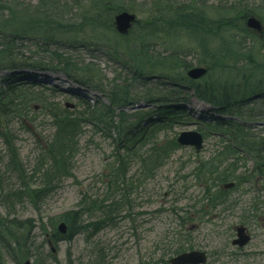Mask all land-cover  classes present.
<instances>
[{
    "label": "rangeland",
    "instance_id": "374dc122",
    "mask_svg": "<svg viewBox=\"0 0 264 264\" xmlns=\"http://www.w3.org/2000/svg\"><path fill=\"white\" fill-rule=\"evenodd\" d=\"M155 0H122V5L132 6L137 9V17L141 22L155 18L152 12L155 7L151 5ZM174 4L207 3L216 6L219 0H169ZM25 7L31 5V0L21 1ZM63 5L64 10L61 21L64 32L61 40L57 38V31L44 25L43 36L38 39H29L18 43L14 48V58L22 63H42L51 65L52 53L64 54L69 58L70 75L65 72L48 71L40 69L21 68L18 71H0V80L12 74L21 75L22 83L35 84L32 92L41 95L45 105L51 109L67 108L73 117L83 112L85 107H109L110 93L114 86L128 91L127 103L113 108L115 113L114 127L98 128L84 126L77 139V154L74 157V177L64 180L57 191L52 194L41 207L40 212L31 206L23 205L18 208V217L34 219L36 228L32 237L37 246H40L46 236L40 226V220L48 223L50 219H58L70 211L80 210L79 204L83 196L88 195L92 200H104L106 205L119 201L122 190H109L112 171L116 167V155L122 157L126 152L118 146H123L125 140L130 142L131 137L126 136L118 127L120 115L127 119V129L132 128L133 139L137 144L130 155L128 178L130 179L128 193L130 194L133 211L127 218L128 212L120 209L115 224L104 228L92 235V230L77 233L71 240H62L56 245L55 259L49 256L50 246L44 245L42 264H155L165 250H175L184 246L185 251L200 250L209 255L208 264H264V228L254 222L247 228L252 236L251 243L237 255L232 242L236 237L235 227L242 224L243 215H248V210L255 202L263 207L264 184L261 182H246L233 191H229L231 198L228 204L213 209L208 205V188L210 195L221 189L216 178L227 168L234 165L236 176L248 178L255 165L256 158L262 157L260 149H239L233 154L226 153V160L221 156L225 154V147L233 143L232 132L227 131L223 122H233L240 125V131L246 136L247 143L264 142V97L243 106L229 109L226 114H221L216 108L200 104L196 101L193 87L187 82L186 70L182 64L197 67L200 62L199 50L196 44L202 43L198 34L186 39L185 33L171 35V44L165 41L168 34L165 24L155 22L158 32L156 39L145 41V52L150 54L152 65L165 62L169 57H177L176 70L172 73L160 71L157 68L146 76L145 80H133L134 69L131 57L127 50L120 48L124 44L134 45L140 50L142 35L137 29L131 41L120 39L106 31L105 39L111 42L97 41V33L92 31L93 26L83 28L81 19L83 11L90 4L89 0H56ZM249 4H251L249 2ZM115 5H120L115 2ZM84 6V9H77ZM28 9V8H27ZM26 9V10H27ZM152 14V15H151ZM157 14V11H156ZM78 16V17H79ZM73 18V22L71 21ZM264 24V15L258 16ZM79 19V20H78ZM74 25V28L71 26ZM91 25V22L89 23ZM76 26V27H75ZM90 27V28H89ZM58 41V44L48 43ZM165 38V39H163ZM242 38V36L240 37ZM107 39V40H108ZM242 40V39H241ZM118 48V49H116ZM168 59L167 62H174ZM56 64V63H55ZM56 66V65H55ZM86 66H91L88 75H84ZM59 70H62L61 67ZM133 70V71H132ZM86 72V71H85ZM74 79L73 81L68 77ZM90 80L93 82L91 83ZM28 80V81H27ZM226 78L220 72H213L195 84H211L218 81L223 85ZM85 82H89L84 86ZM192 82V81H191ZM98 87V88H97ZM69 88L73 92L68 91ZM41 93V94H39ZM218 94V93H217ZM219 95V94H218ZM165 106L170 113H176L177 120L171 129L158 134H151V127L147 125L150 118L158 116V109ZM193 107V108H192ZM199 110H195L194 108ZM50 109V110H51ZM231 110V111H230ZM49 110H44L36 103L33 110L28 113L26 122L21 124L14 120L11 124L12 132L16 139V147L21 155L28 173H32L36 159L41 154L42 148L53 137L55 129L51 125ZM140 125L139 129L133 127ZM223 127V128H221ZM124 128V127H123ZM184 132H200L204 135V149L196 154L193 148L176 147L169 156L161 161L153 159L156 148H167L168 144L176 141ZM152 137V138H151ZM0 141V154L4 156L5 147ZM129 144V143H128ZM133 143L130 142V145ZM236 151V150H235ZM231 155V157H229ZM258 156V157H257ZM144 160L150 169L147 177L142 178ZM240 160V161H239ZM222 163V166H220ZM214 166L217 169L214 175H205V166ZM2 166V164H1ZM207 168V167H206ZM220 179V177H219ZM216 180V181H215ZM116 197V198H115ZM238 202L232 209L229 204ZM230 205V206H231ZM101 215L91 217L84 215L82 225H87L94 220H100ZM48 236L52 228H48ZM58 231V227H56ZM37 254L35 250L34 255ZM32 264H37L35 258ZM6 264H17L14 258L6 256Z\"/></svg>",
    "mask_w": 264,
    "mask_h": 264
},
{
    "label": "trees",
    "instance_id": "16d2710c",
    "mask_svg": "<svg viewBox=\"0 0 264 264\" xmlns=\"http://www.w3.org/2000/svg\"><path fill=\"white\" fill-rule=\"evenodd\" d=\"M21 1L0 0V71L13 72L25 68L63 71L66 75H70L71 71L79 70L73 67L74 70L71 69L70 71V65L66 62L69 58L56 52L52 53L53 64L51 65L42 63L21 64L14 58L15 46L29 39L41 38L44 35L45 24L59 32L56 38L59 40H61L60 36L64 32L65 25L61 21L63 19H61L62 12H64L62 10L63 5L56 3V0H31V5H27L28 9ZM89 1L90 4L87 5L82 15L77 14L76 18L81 19L83 28L93 26L92 31L97 33L95 40L111 42L108 38V40L105 39L107 34L105 30H107L120 39V43H114V45L120 46L123 40L131 41L135 31L140 29L142 35L139 38L142 49L137 50L130 43L120 47L130 54L134 69L133 80H145L146 76L151 74L155 68L172 73L176 70L175 67H178L173 60L177 58L175 56L168 58L174 62H167V59L162 64L152 65L150 54L145 52V41L149 39L159 40L156 39L158 35L163 36L161 32H158L157 29L159 28L155 26L157 24L155 22H158L166 25L165 28L168 29L166 36L170 35L163 39L170 44L169 37L178 32L180 34L185 33L186 39L195 34L201 36L203 38L202 43H198V45L196 40L191 39L199 50L200 62L198 66L209 68V75L213 72H220L226 78L223 85L218 84V81L211 84H195L187 80L193 87L198 99L216 108L219 113L226 114L229 109L253 103L254 101H251L250 98L257 94L261 95V98L264 97V35L260 36L253 33L246 26L247 17L255 16L258 18V16L264 15V0H219L220 2L216 6L196 2L174 4L169 0H155L151 4L155 7V11L152 12L155 18L150 16L151 18L147 22L139 21L127 36H120L116 32L114 17L123 11L136 14V12L138 13L137 9L122 5V0ZM205 1L209 2V0ZM115 2L120 5L114 6ZM84 8V6L77 7V9ZM71 21L73 22V18ZM90 22L91 25H89ZM74 25L71 24L73 29H75ZM241 36L242 38H240ZM48 41V43H59L58 41H50L49 38ZM60 67L62 70H59ZM181 68L188 70L192 66L182 64ZM90 69H92L91 66H86V72L84 71L83 74L88 75ZM21 75L25 76V79L31 78L25 74H12L10 77L0 80V141L5 147L4 156L0 154V264H6V256L14 258L17 264H24L26 260L32 258H35L37 264H42L41 252L44 250V245L49 241L56 248L60 241L71 240L79 232L92 230V235H95L104 228L112 227L115 224L120 209H127V218L131 217L133 211L131 196L128 193L130 189L127 187L130 184L128 168L130 165L129 157L137 142L132 137L134 130L124 126L128 124V121L123 118V115H120L118 127L126 133V136L131 137L130 142L133 144L130 145V142L125 140L123 146L117 147V151L121 149L126 152V155L123 157L120 154L116 155V167L112 171L109 190L120 189L124 191L119 201L106 205L107 200H92L88 195L83 196L79 204L80 210L67 212L56 220L50 219L48 223L40 220V226L46 239L40 246H37V242L32 237L36 222L34 219L19 218L18 208L28 205L40 212L46 200L57 191L63 181L74 177V157L78 151L77 139L83 127L89 125L94 128H98L100 125L114 127L115 113L113 108L127 103L129 96L127 90L114 86L110 93L111 105L109 107L97 109L85 107L83 112L73 117V113L66 108L57 107L58 110H53L51 106L45 105L46 102L41 95L32 92L31 88H25L26 85L33 87L35 84L22 83ZM32 78L36 79V77ZM68 78L74 80L71 77ZM89 81L93 82L90 79ZM87 83L89 82H85L83 85L87 86ZM36 103L41 105L44 110H49L51 125L55 132L42 148L30 174L26 170L16 147V139L11 124L14 120L24 124L28 113L33 110V105ZM157 113L158 116L155 119L150 118L147 121V125L151 127V134H158L171 129L174 121L177 120L176 113H169L165 106L158 109ZM222 125L227 127V131L232 132L228 135L234 137L233 143L235 145L241 138L239 147H233L227 143L225 154L221 155L225 160L227 152L230 154L236 152L237 154L241 148H249L247 152L260 149L263 156L256 158V165L248 178L236 176L237 170L232 165L220 174V179L219 177L216 178L217 184L220 186V184L235 182L236 188L246 182L256 184L259 181L264 184V142L248 144L247 139H244L246 136L240 131V125L235 126L233 122H223ZM139 126L136 125L133 128L137 130ZM176 147L178 145L174 140L168 144L167 148H156L152 158L161 161L167 158ZM144 168L142 178L149 176L147 175V172L150 171L147 160H144ZM204 168V172H207L205 175L212 176L217 172L214 166H205ZM210 189L208 188L207 191L208 205L213 209L225 206L231 200L228 197L229 192L219 189L217 193L210 195ZM255 200L248 210V217L245 216L246 211L244 212L243 225H248L251 222L259 225L264 218V202L262 203L263 207H260V203H256ZM232 203V205L229 204L227 210L229 208L234 209L238 205V202L234 203L233 201ZM84 215L91 217L101 215V217L100 220L82 225L81 221ZM62 222L68 226L66 236H61L56 231V227ZM49 227L52 228V233L48 236ZM35 250L37 251L36 255H34ZM183 252H185L184 246H179L175 250H165V255L158 259L155 264H168L169 258ZM238 252L241 253L242 251L236 250L234 254L237 255ZM49 256L53 260L56 258L52 252H49Z\"/></svg>",
    "mask_w": 264,
    "mask_h": 264
},
{
    "label": "water",
    "instance_id": "95a60500",
    "mask_svg": "<svg viewBox=\"0 0 264 264\" xmlns=\"http://www.w3.org/2000/svg\"><path fill=\"white\" fill-rule=\"evenodd\" d=\"M137 22L135 14L124 11L118 13L114 17V26L118 34L126 36L132 30L133 26ZM246 25L249 30L256 32L258 35H264V27L260 20L255 17H249L246 21ZM209 72L208 68L198 67L193 68L187 72V76L193 80L198 81L205 77ZM68 109H74L73 106L68 105ZM203 138L197 132L183 133L177 140V143L181 147L194 148L196 153L199 154L203 150ZM234 187V184H228L224 186L225 190H230ZM58 231L62 236L67 235L68 226L66 223H61L58 227ZM237 238L234 240L233 245L241 249L245 248L250 242L251 237L249 236L245 227L236 228ZM51 246V243H50ZM52 251L55 253V249L52 247ZM208 256L205 252L193 251L185 253L173 258L170 264H207ZM25 264H32L31 260H27Z\"/></svg>",
    "mask_w": 264,
    "mask_h": 264
},
{
    "label": "bare ground",
    "instance_id": "6f19581e",
    "mask_svg": "<svg viewBox=\"0 0 264 264\" xmlns=\"http://www.w3.org/2000/svg\"><path fill=\"white\" fill-rule=\"evenodd\" d=\"M198 102V100H196ZM200 104H203L202 102H199ZM205 105V104H204ZM193 108V107H192ZM195 110H199L198 108H194Z\"/></svg>",
    "mask_w": 264,
    "mask_h": 264
}]
</instances>
